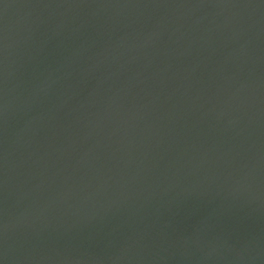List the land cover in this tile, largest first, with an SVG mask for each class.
Returning <instances> with one entry per match:
<instances>
[{"label": "water", "instance_id": "1", "mask_svg": "<svg viewBox=\"0 0 264 264\" xmlns=\"http://www.w3.org/2000/svg\"><path fill=\"white\" fill-rule=\"evenodd\" d=\"M0 264H264V0H0Z\"/></svg>", "mask_w": 264, "mask_h": 264}]
</instances>
